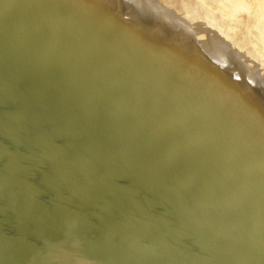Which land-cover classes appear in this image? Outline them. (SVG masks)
Returning a JSON list of instances; mask_svg holds the SVG:
<instances>
[{"label": "water", "instance_id": "95a60500", "mask_svg": "<svg viewBox=\"0 0 264 264\" xmlns=\"http://www.w3.org/2000/svg\"><path fill=\"white\" fill-rule=\"evenodd\" d=\"M0 264H264V45L207 5L0 0Z\"/></svg>", "mask_w": 264, "mask_h": 264}, {"label": "bare ground", "instance_id": "6f19581e", "mask_svg": "<svg viewBox=\"0 0 264 264\" xmlns=\"http://www.w3.org/2000/svg\"><path fill=\"white\" fill-rule=\"evenodd\" d=\"M201 3L199 0H193ZM213 13H221L224 22H241V28L259 35L264 45V0H205ZM219 12L216 11L215 7Z\"/></svg>", "mask_w": 264, "mask_h": 264}, {"label": "rangeland", "instance_id": "374dc122", "mask_svg": "<svg viewBox=\"0 0 264 264\" xmlns=\"http://www.w3.org/2000/svg\"><path fill=\"white\" fill-rule=\"evenodd\" d=\"M158 5H207L205 0H199L201 3H195L193 0H157ZM216 11H218L217 6L215 7ZM208 11L212 15V19H216V13H213L208 9ZM252 36H255V32H251Z\"/></svg>", "mask_w": 264, "mask_h": 264}]
</instances>
